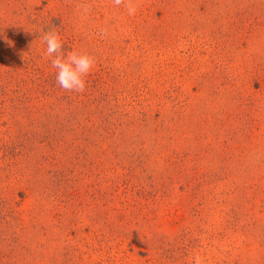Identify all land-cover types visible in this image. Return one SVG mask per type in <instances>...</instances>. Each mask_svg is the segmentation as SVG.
<instances>
[{"label":"rangeland","instance_id":"374dc122","mask_svg":"<svg viewBox=\"0 0 264 264\" xmlns=\"http://www.w3.org/2000/svg\"><path fill=\"white\" fill-rule=\"evenodd\" d=\"M48 31L95 57L83 93ZM3 237L13 264H264V0H0Z\"/></svg>","mask_w":264,"mask_h":264},{"label":"clouds","instance_id":"9594fccd","mask_svg":"<svg viewBox=\"0 0 264 264\" xmlns=\"http://www.w3.org/2000/svg\"><path fill=\"white\" fill-rule=\"evenodd\" d=\"M123 0H113L116 6ZM136 9L128 8V14L134 15ZM46 43V55L52 57L51 64L56 70V82L60 88L75 93H83L86 90V77L93 70L96 59L87 53L72 51L64 53L63 41L56 31H48L43 35Z\"/></svg>","mask_w":264,"mask_h":264},{"label":"trees","instance_id":"16d2710c","mask_svg":"<svg viewBox=\"0 0 264 264\" xmlns=\"http://www.w3.org/2000/svg\"><path fill=\"white\" fill-rule=\"evenodd\" d=\"M2 242L0 243L1 246L2 244H4L6 242V239L3 237L2 239H0ZM1 257L6 258V260L1 259ZM11 259V253L6 252L5 250H1L0 248V264H13Z\"/></svg>","mask_w":264,"mask_h":264}]
</instances>
